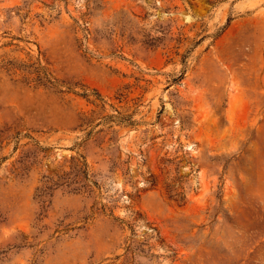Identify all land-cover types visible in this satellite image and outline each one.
<instances>
[{"label": "rangeland", "instance_id": "rangeland-1", "mask_svg": "<svg viewBox=\"0 0 264 264\" xmlns=\"http://www.w3.org/2000/svg\"><path fill=\"white\" fill-rule=\"evenodd\" d=\"M0 264H264V0H0Z\"/></svg>", "mask_w": 264, "mask_h": 264}]
</instances>
